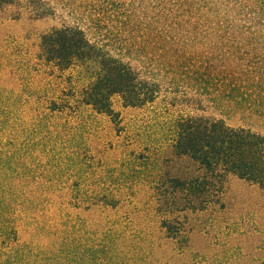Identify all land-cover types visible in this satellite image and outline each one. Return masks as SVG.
I'll list each match as a JSON object with an SVG mask.
<instances>
[{"label": "rangeland", "instance_id": "374dc122", "mask_svg": "<svg viewBox=\"0 0 264 264\" xmlns=\"http://www.w3.org/2000/svg\"><path fill=\"white\" fill-rule=\"evenodd\" d=\"M232 4H0V264H264V189L227 174L190 193L203 170L172 146L188 116L264 133V28ZM72 26L134 89L47 58L43 36Z\"/></svg>", "mask_w": 264, "mask_h": 264}, {"label": "trees", "instance_id": "16d2710c", "mask_svg": "<svg viewBox=\"0 0 264 264\" xmlns=\"http://www.w3.org/2000/svg\"><path fill=\"white\" fill-rule=\"evenodd\" d=\"M8 1L11 0H0V4ZM223 1L226 10V2L230 3V0ZM232 3L229 11L243 18L253 31L252 35L255 36L257 31L264 28V0H232ZM218 17L219 14L214 15V18ZM42 44L48 59L65 64L73 59L97 63L103 72L98 82L106 80L105 85L112 87L109 93L118 89H134L132 71L114 59L107 58L104 48L89 39L78 26L54 30L43 36ZM112 83L115 86H111ZM98 94L102 92L95 89L93 96ZM134 95L138 96L136 93ZM173 127L172 146L176 154L187 155L203 170L201 177L194 176L185 181L189 183L190 193L209 197L212 186L215 187L209 175L217 178L221 189L227 174L255 182L264 189V133L204 116L180 118Z\"/></svg>", "mask_w": 264, "mask_h": 264}]
</instances>
